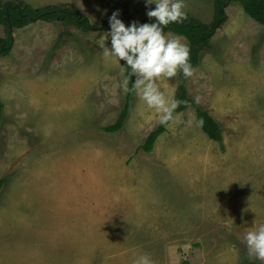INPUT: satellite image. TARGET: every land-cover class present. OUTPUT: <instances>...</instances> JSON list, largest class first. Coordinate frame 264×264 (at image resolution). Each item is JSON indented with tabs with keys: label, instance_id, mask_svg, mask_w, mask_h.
I'll list each match as a JSON object with an SVG mask.
<instances>
[{
	"label": "rangeland",
	"instance_id": "1",
	"mask_svg": "<svg viewBox=\"0 0 264 264\" xmlns=\"http://www.w3.org/2000/svg\"><path fill=\"white\" fill-rule=\"evenodd\" d=\"M21 1L70 3L93 23L117 10L122 21L147 18L144 0ZM184 11L209 24L214 0H184ZM226 13L185 81L223 140L206 135L190 106L151 152L141 145L159 123L137 97L124 127L104 130L126 97L121 62L97 46L107 31L59 21L14 29L0 57V264H132L141 253L155 264L251 260L243 236L264 223V26L237 1ZM181 82L158 87L174 95Z\"/></svg>",
	"mask_w": 264,
	"mask_h": 264
},
{
	"label": "clouds",
	"instance_id": "2",
	"mask_svg": "<svg viewBox=\"0 0 264 264\" xmlns=\"http://www.w3.org/2000/svg\"><path fill=\"white\" fill-rule=\"evenodd\" d=\"M146 16L153 22H130L127 26L118 18L119 11L108 17L107 35L97 39V46L105 59L114 58L121 63V87L133 91L139 101L153 110L161 125L178 122L175 109L183 103L173 94L165 95L158 87L162 79L174 78L178 73L192 77L196 69L190 63V49L178 35L166 33L165 27L179 23L185 17L184 0H144ZM155 5L154 8H148ZM107 41V43H106ZM127 70V74H125ZM132 78V88H128ZM199 97H193L199 103ZM243 242L250 259L264 262V223L255 224L245 232ZM132 264H155L149 254L137 255Z\"/></svg>",
	"mask_w": 264,
	"mask_h": 264
},
{
	"label": "trees",
	"instance_id": "3",
	"mask_svg": "<svg viewBox=\"0 0 264 264\" xmlns=\"http://www.w3.org/2000/svg\"><path fill=\"white\" fill-rule=\"evenodd\" d=\"M237 1L241 4L244 11L258 23L264 26V0H214V16L209 23H201L200 20L185 13V17L179 23H171L165 27L164 31H170L174 34L184 36L188 41L190 49V63L196 68L201 62V55L203 51L210 45V41L215 32L223 26L227 21L226 8L232 2ZM37 21L55 22L59 21L65 26H75L86 32L90 31H108L109 24L107 22L90 21L87 15L79 11L74 5L70 3L48 4L41 7H34L29 3L19 1H5L0 0V24L6 29V36L0 38V57L10 54L14 43V29L23 28L31 23ZM138 21L139 23L153 22L147 17L139 20L125 19L123 22L127 26L130 22ZM123 63V61H121ZM127 74V70H125ZM179 79L182 81L174 94L177 100L183 101L174 112V115L184 111L193 106L196 110L198 122L206 135L217 142L223 140V132L220 124L213 118V116L205 109L200 107L190 97L186 88L185 81L182 74L178 73ZM128 88H132V78L129 79ZM135 93L133 91L126 92L124 106L117 118V120L104 127L107 132H118L125 125V121L132 109ZM3 112V102L0 98V115ZM168 125L159 124L152 130L145 142L141 145V149L146 152H151L158 137L167 130ZM5 183V179H0V193ZM178 264H190L188 261ZM246 264H263L262 262L251 259Z\"/></svg>",
	"mask_w": 264,
	"mask_h": 264
}]
</instances>
